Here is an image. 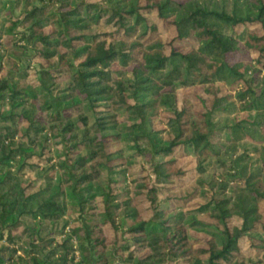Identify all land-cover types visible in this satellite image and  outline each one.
Instances as JSON below:
<instances>
[{
    "label": "trees",
    "instance_id": "16d2710c",
    "mask_svg": "<svg viewBox=\"0 0 264 264\" xmlns=\"http://www.w3.org/2000/svg\"><path fill=\"white\" fill-rule=\"evenodd\" d=\"M21 2L0 26V240L23 260L0 264H264V0Z\"/></svg>",
    "mask_w": 264,
    "mask_h": 264
},
{
    "label": "rangeland",
    "instance_id": "374dc122",
    "mask_svg": "<svg viewBox=\"0 0 264 264\" xmlns=\"http://www.w3.org/2000/svg\"><path fill=\"white\" fill-rule=\"evenodd\" d=\"M210 1H215V0H210ZM218 2H220V0H216ZM227 1V0H225ZM4 4V8L1 9L0 12V26L2 24L3 28H8L9 22H8V18L9 17H16L19 14L20 8L22 7V2L21 0H0V5L2 6ZM10 5L13 6L12 8H10ZM11 13V15H10ZM19 27H16L15 29H18ZM161 31L163 32V36L165 39H169V37L173 34V30L172 29H168V28H163L161 27ZM13 53L18 52L19 50L17 49L16 46H13L12 48ZM12 53V55H13ZM3 63L7 64L6 59L4 58ZM5 64V65H6ZM8 108L7 105L3 106V109L6 110ZM19 112V111H16ZM232 117L231 114H228L227 117H222L218 119V125L217 127L214 129L213 134L210 138V140L212 141L213 144H215V146L219 147L220 145H222L223 143H225L226 138L228 136V128L225 127V124L227 122L226 118H230ZM25 125L24 120L18 119L16 118V128L17 131H21V128ZM14 141L15 143L18 144H22V145H31L33 147V134L30 131L28 133L27 136H20V133L14 135ZM122 148H124L126 151H124V154H128L130 152H132V150L130 149L131 143L128 142H122L121 143ZM177 164L181 165V167L187 171V173H193V168L195 166V161L194 159H192L189 155L183 154V155H178L177 156ZM209 165L207 167V172L204 175V178H208L210 177L211 174H220L222 171L221 169L218 168V164L214 161V159H209L208 160ZM216 166V167H215ZM46 168H39L37 170H30L29 168H24L22 169V173L24 174V179H26L27 181H32V183H34L36 188H44L46 186V182L44 177L41 175L44 173ZM214 172V173H213ZM74 212L71 214H66L62 219L58 220V223H56L54 226L53 225H49V222L45 221L42 222L40 224H38V227L41 228V231L43 232V235L46 236L48 233H50L51 230L56 231L55 232V238L61 240L62 238H64V233L68 231V226H63L64 221L69 220L70 218L75 219L76 215L75 214V210L73 209ZM71 211V210H70ZM70 213V212H69ZM24 220L27 224L29 225H33L34 224V220L31 218L30 215L24 216ZM19 232V230L17 231ZM6 246V242L4 240H0V253L3 254L6 258L10 257L11 262H21L23 259V251L22 248L18 247V249H16L17 251L14 254H11V250L8 249H3V247ZM76 254V253H75ZM77 255V254H76ZM19 257H22L21 259H19Z\"/></svg>",
    "mask_w": 264,
    "mask_h": 264
}]
</instances>
